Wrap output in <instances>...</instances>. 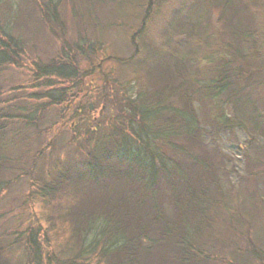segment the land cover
Masks as SVG:
<instances>
[{
	"label": "rangeland",
	"instance_id": "374dc122",
	"mask_svg": "<svg viewBox=\"0 0 264 264\" xmlns=\"http://www.w3.org/2000/svg\"><path fill=\"white\" fill-rule=\"evenodd\" d=\"M0 24L24 44L0 100L40 109L3 120L0 264H32L31 232L39 264H264V0H0ZM53 63L79 76L47 88ZM61 88V105L28 99ZM126 98L154 105L136 108L158 136L151 185L106 156L130 137L107 129Z\"/></svg>",
	"mask_w": 264,
	"mask_h": 264
},
{
	"label": "trees",
	"instance_id": "16d2710c",
	"mask_svg": "<svg viewBox=\"0 0 264 264\" xmlns=\"http://www.w3.org/2000/svg\"><path fill=\"white\" fill-rule=\"evenodd\" d=\"M0 33L3 36L0 39L1 40L0 67L8 63L11 64L17 63L18 57H20L21 54L24 53V44L22 43L23 41L20 38H17L15 35H13L12 31L9 29L7 25L0 24ZM77 48L79 50L84 51L83 48L79 45L77 46ZM38 71L40 72L43 78L49 77V78H54L56 80H61L57 82V81H52V79H50L48 84L45 85L47 86V88H52V87L57 88L60 85V83H62L63 85V83L66 80H70V79L73 80L74 78H77L79 76L78 74L79 71L77 70V66L71 67L65 64L53 63L52 66L38 65ZM36 79H38V77H36ZM71 82L74 83L73 81ZM41 94L42 95L32 94L34 96L31 95L28 99L29 100H36V99L38 100L42 98L48 99L51 101L52 105L58 106L61 105L66 98H67L66 100H68L69 97V91L66 88L43 91ZM136 98H138V96ZM125 102L127 103V105L122 106L121 112L115 117L112 116V118L108 121L107 129L111 134V133H118L119 127L126 128V132L130 134V137H125L120 139V143L122 146L121 148L119 147L120 148L119 152H112L110 148L107 150L106 156L114 159V161H117L116 165L123 167L122 171L125 177L136 176L135 175L136 171L137 173L141 172L142 176H146L145 180L149 183V185H151L153 184L154 181L153 169H155L156 167L155 161L158 160V163H160V159L158 157L157 158L155 157L156 152L154 146V143L155 141H157L158 136L152 130L153 127L150 125L152 124V122L150 121V123H148L146 120L140 118L138 116V113L136 112V108L144 109L145 107L135 104L136 102L132 101V99L129 98H126ZM0 106H1L0 107V139L4 136V132L6 130L5 129L6 125L4 124L3 120H6L8 118V114L10 115V118L18 120L19 124H22L24 122V119H33L34 117H35L34 122L36 123V120L38 119L40 114V109L37 108V106L31 102H30V106H26L25 108L22 105L17 106L15 108H10L6 106V101L0 100ZM129 109L131 110L128 111ZM153 109H154V105L150 106L149 108H145L141 112L147 111L149 113L148 115L152 116L151 114L153 112ZM15 114L16 116H13ZM188 123L190 127L191 122ZM104 126H106V124ZM104 126L101 125L97 126V123H95V125H93L92 127L89 126L88 128L91 134L93 132L94 134H96L97 132L101 131L102 128H105ZM73 132L77 134V132H75L74 130ZM117 147L118 145H115L113 149ZM137 148H139V151H135V149ZM140 149H145V150L142 151ZM90 155L92 157L96 156L94 150ZM113 156H116V158H113ZM2 157L4 156L2 155ZM87 164H88V171L94 174L93 176L97 177L96 179L93 178V182L103 181V179L107 176L106 174L108 172H109V177H112L113 179L114 176L117 175L115 174L116 170H114L113 168L112 169H107L106 167L96 168L94 165H92L91 167L89 163ZM105 168L108 170V172ZM168 168L169 171L167 172ZM171 170L175 171L173 168V163L172 161L166 159V172L169 173ZM153 187L154 186H150V188ZM2 189L3 188H0V192ZM106 200H109L112 203L114 201L112 199H106ZM99 217L100 216L98 215H92L88 219L87 222L88 229L94 228L95 230H99L100 228L102 235H106L108 229H113L115 233L114 237L116 238L118 237L119 239L123 237L122 234L119 231H117L116 227L109 225L108 221L103 222L101 219L99 221L98 220ZM92 232L95 233L94 230H92ZM189 234L190 233H186L185 237L186 238L189 237ZM27 240L29 241V244L31 246H35L34 255L32 256L34 261H32V264H39L38 262L40 260L39 246H42V243L39 240L38 232L29 233ZM99 241L100 240H95V243L90 245L91 251H95L98 249L97 243ZM188 247L192 248L193 246H188Z\"/></svg>",
	"mask_w": 264,
	"mask_h": 264
}]
</instances>
